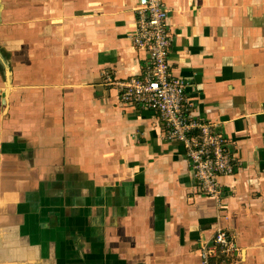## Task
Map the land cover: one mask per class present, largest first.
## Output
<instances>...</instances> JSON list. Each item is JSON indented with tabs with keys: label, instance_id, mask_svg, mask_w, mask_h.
Segmentation results:
<instances>
[{
	"label": "crops",
	"instance_id": "0c3cea01",
	"mask_svg": "<svg viewBox=\"0 0 264 264\" xmlns=\"http://www.w3.org/2000/svg\"><path fill=\"white\" fill-rule=\"evenodd\" d=\"M138 1L0 0V264H201L218 229L227 264H264V0H163L170 68L227 141L221 203L106 82L146 72Z\"/></svg>",
	"mask_w": 264,
	"mask_h": 264
},
{
	"label": "built area",
	"instance_id": "2783aa9c",
	"mask_svg": "<svg viewBox=\"0 0 264 264\" xmlns=\"http://www.w3.org/2000/svg\"><path fill=\"white\" fill-rule=\"evenodd\" d=\"M135 12L137 22L129 52L148 55L146 72L127 80L107 76L106 82L117 87L122 103L161 116L164 140L185 149L202 192L209 200L221 203L224 192L220 177L233 171L227 141L217 123L192 115L186 95L188 82L170 68L169 9L163 0H139ZM238 251V243L218 229L201 252V264H211L213 258L220 259L221 264L233 262Z\"/></svg>",
	"mask_w": 264,
	"mask_h": 264
},
{
	"label": "water",
	"instance_id": "95a60500",
	"mask_svg": "<svg viewBox=\"0 0 264 264\" xmlns=\"http://www.w3.org/2000/svg\"><path fill=\"white\" fill-rule=\"evenodd\" d=\"M3 55L1 54V51H0V60H1V62H2V66H4V69L6 70L7 68H6V66H7V64L6 63H4V60H3ZM6 73H7V71H6ZM7 81H8V79H7Z\"/></svg>",
	"mask_w": 264,
	"mask_h": 264
}]
</instances>
